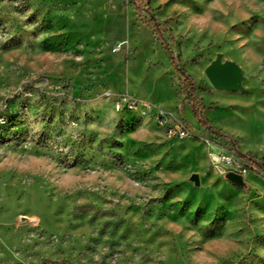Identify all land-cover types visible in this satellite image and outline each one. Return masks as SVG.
Instances as JSON below:
<instances>
[{
    "label": "rangeland",
    "instance_id": "obj_1",
    "mask_svg": "<svg viewBox=\"0 0 264 264\" xmlns=\"http://www.w3.org/2000/svg\"><path fill=\"white\" fill-rule=\"evenodd\" d=\"M0 264H264V0H0Z\"/></svg>",
    "mask_w": 264,
    "mask_h": 264
},
{
    "label": "water",
    "instance_id": "obj_2",
    "mask_svg": "<svg viewBox=\"0 0 264 264\" xmlns=\"http://www.w3.org/2000/svg\"><path fill=\"white\" fill-rule=\"evenodd\" d=\"M205 74L214 87L225 90H237L240 88L241 71L239 67L228 60L222 62L220 55H217L206 67ZM225 177L236 185H244L243 176L240 173L228 171ZM189 180L194 185H199V177L196 173L191 174Z\"/></svg>",
    "mask_w": 264,
    "mask_h": 264
},
{
    "label": "trees",
    "instance_id": "obj_3",
    "mask_svg": "<svg viewBox=\"0 0 264 264\" xmlns=\"http://www.w3.org/2000/svg\"><path fill=\"white\" fill-rule=\"evenodd\" d=\"M150 19L154 21V27L158 26L160 28V24L157 23V21L154 19L153 16H151ZM164 48H165L166 51L169 52V60L172 63V65L174 66L176 72L181 75L183 86H185L188 89H190V91H193L194 88H195V85H194L192 79L178 65L173 53L170 51V48L168 47V45H164ZM190 104H191V110L193 112V115H194L195 119L202 126H204L207 130H209V131H211L212 133H215V134H220V131L215 126H213L207 119H205L203 114H202V111H205L206 109H210V108L214 107V105H209L207 107H204L203 105H196L195 103H190ZM251 160H252L253 163H256L255 160H253V159H251ZM260 168H261V166H260Z\"/></svg>",
    "mask_w": 264,
    "mask_h": 264
},
{
    "label": "built area",
    "instance_id": "obj_4",
    "mask_svg": "<svg viewBox=\"0 0 264 264\" xmlns=\"http://www.w3.org/2000/svg\"><path fill=\"white\" fill-rule=\"evenodd\" d=\"M179 133H180V136L183 137V136H185L186 131L183 130V129H180ZM217 155H219V153H217ZM222 158L224 159V162L227 163V164H231L235 160L232 155H228V154L223 155Z\"/></svg>",
    "mask_w": 264,
    "mask_h": 264
}]
</instances>
